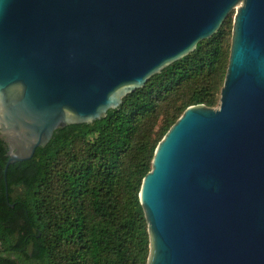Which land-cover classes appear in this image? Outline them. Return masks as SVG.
I'll return each instance as SVG.
<instances>
[{
  "label": "water",
  "instance_id": "1",
  "mask_svg": "<svg viewBox=\"0 0 264 264\" xmlns=\"http://www.w3.org/2000/svg\"><path fill=\"white\" fill-rule=\"evenodd\" d=\"M234 10L218 106L184 110L138 196L147 264H264V0H0L6 197L9 165L118 109Z\"/></svg>",
  "mask_w": 264,
  "mask_h": 264
},
{
  "label": "trees",
  "instance_id": "2",
  "mask_svg": "<svg viewBox=\"0 0 264 264\" xmlns=\"http://www.w3.org/2000/svg\"><path fill=\"white\" fill-rule=\"evenodd\" d=\"M232 18L88 124L57 129L8 166L0 139V264H147L139 201L155 148L189 106H218ZM13 205V206H11Z\"/></svg>",
  "mask_w": 264,
  "mask_h": 264
},
{
  "label": "rangeland",
  "instance_id": "3",
  "mask_svg": "<svg viewBox=\"0 0 264 264\" xmlns=\"http://www.w3.org/2000/svg\"><path fill=\"white\" fill-rule=\"evenodd\" d=\"M234 13H235V10L234 11H232V12H230V16H231V18H232V21H233V16H234Z\"/></svg>",
  "mask_w": 264,
  "mask_h": 264
}]
</instances>
